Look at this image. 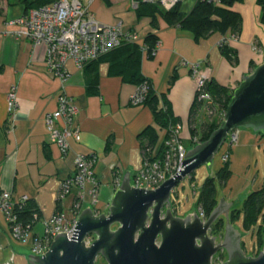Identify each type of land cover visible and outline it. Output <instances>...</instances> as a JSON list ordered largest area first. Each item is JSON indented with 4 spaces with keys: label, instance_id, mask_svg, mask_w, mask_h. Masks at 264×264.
Returning a JSON list of instances; mask_svg holds the SVG:
<instances>
[{
    "label": "crops",
    "instance_id": "crops-1",
    "mask_svg": "<svg viewBox=\"0 0 264 264\" xmlns=\"http://www.w3.org/2000/svg\"><path fill=\"white\" fill-rule=\"evenodd\" d=\"M84 2L102 24L121 26L126 33H136L141 39L139 45H143L149 34L158 36L153 57L143 54L141 74L152 83L157 96L164 97L170 104L174 118L183 128L181 135L186 148L192 146L190 116L196 100V82L183 62L201 63L202 71L207 72L211 80L233 92L251 74V65L257 67L264 63V58L254 51L258 48L264 52V26L257 0H243L233 8L243 18L240 38L234 40L231 34H214L199 42L193 33L170 27L160 17L155 27L150 17L139 16V8H133L132 0ZM197 2L185 0L181 11L189 13ZM45 3L50 2H0V201L4 193H10L14 203L23 197L35 203L41 219L32 235L40 237L44 236L47 222L58 210L72 219L77 190L62 201L59 194L63 182L74 173L78 155L98 157L94 174L99 183V203L95 209L103 214L108 212L127 172L132 182L143 167L144 147L139 136L149 127L156 128L160 136L157 147L165 136L155 125L149 107L131 104L138 87L113 75L109 59L98 66V93L89 95L85 71H79L73 61L67 62L69 79L64 84L47 70L44 46L33 47L30 41L15 37L20 28L10 22ZM223 40L238 52L237 66H232L222 54L219 44ZM12 87H17L18 108L10 116L8 103ZM63 93L72 98L79 109L74 127L81 135L80 142L69 141L71 150L67 156H63L52 142L45 123L47 114L57 112ZM159 107H163L162 101ZM200 108L195 111L202 115ZM200 119H197L196 129ZM221 167L215 169L219 171ZM229 169L231 178L218 189L220 199L232 203L231 212L239 193L249 189L253 192L264 186V135L242 129L231 153ZM210 176L212 174L205 171L201 177H195L202 186ZM30 245V242L23 244L13 237L0 211V264H29Z\"/></svg>",
    "mask_w": 264,
    "mask_h": 264
},
{
    "label": "built area",
    "instance_id": "built-area-1",
    "mask_svg": "<svg viewBox=\"0 0 264 264\" xmlns=\"http://www.w3.org/2000/svg\"><path fill=\"white\" fill-rule=\"evenodd\" d=\"M206 1L214 2L216 5L220 4V0ZM184 2L185 0H132L131 3L134 9H138L141 5H152L171 11ZM10 25H18L20 28L15 33V37L30 41L33 47L44 46L46 48L45 66L64 84L69 79L66 70L68 61H73L78 70L83 72L87 64L110 54L125 44H140L141 42L136 33H126L121 26H107L99 22L84 0H52V3L35 8L28 15L10 22ZM233 39L238 38L233 36ZM226 42L223 40L219 45L222 46ZM141 46L147 52L145 45ZM254 51L264 58V52L261 49L254 48ZM183 66L190 68L195 79L198 103L202 104L207 111L210 110L213 116L217 113L222 115L223 112L225 115L226 112L215 104L212 95L206 90L211 78L207 72L202 71L201 63L183 62ZM147 92V84L138 88L131 104L142 105ZM17 108V87H12L8 103L9 115H13ZM78 113L79 109L73 99L63 93L59 97L57 112L45 116V123L52 142L57 145L63 156H67L71 150L69 143L71 139L76 142L81 141L80 132L74 127ZM182 129L180 124L170 129L171 134L164 142L161 154H159L160 146L151 147L147 144L143 149V167L132 181L135 188L156 190L166 180L180 173L189 151L182 139ZM239 132L240 130L232 132L223 146L221 158L223 164L230 162L232 150L239 140ZM189 140L193 147L201 144L199 136H190ZM97 161L98 157L95 154L77 156L74 173L63 182L59 194L62 201L77 190L76 201L71 210L72 219H69L64 211L58 210L47 222L43 237L33 236L32 232L25 231L15 214L16 207L26 203L29 199L23 197L14 203L10 193L2 195L0 211L4 213L13 237L23 244L30 242L32 255H45L59 234L66 233L71 237L86 207H91L97 215H100L95 209L99 203V183L94 174ZM198 213L206 222L207 217L204 211L200 209ZM93 240V238L89 239L87 244L91 245Z\"/></svg>",
    "mask_w": 264,
    "mask_h": 264
},
{
    "label": "water",
    "instance_id": "water-1",
    "mask_svg": "<svg viewBox=\"0 0 264 264\" xmlns=\"http://www.w3.org/2000/svg\"><path fill=\"white\" fill-rule=\"evenodd\" d=\"M240 129L264 135V63L235 90L209 140L187 152L178 175L147 190L135 188L127 172L107 213L85 208L73 235H57L45 255L29 256V264H96L99 257L107 264H213L221 251L228 254L223 264H264V248L257 257L245 255L242 234L229 219L232 203L221 199L206 222L198 213L180 218L172 210V193L200 168H212L229 135ZM224 217L226 230L218 242L211 229Z\"/></svg>",
    "mask_w": 264,
    "mask_h": 264
},
{
    "label": "trees",
    "instance_id": "trees-1",
    "mask_svg": "<svg viewBox=\"0 0 264 264\" xmlns=\"http://www.w3.org/2000/svg\"><path fill=\"white\" fill-rule=\"evenodd\" d=\"M7 0H0V2ZM39 2H52V0H39ZM243 0H220V4L216 5L214 2L206 0H198L192 10L185 14L181 11V5H178L171 11H166L158 6L141 5L138 9L139 16H147L153 20V25L156 27L158 17L162 18L170 27H177L185 31L193 33L197 42L208 39L214 34H221L223 36L231 34L236 38H240L243 31V18L233 10L236 4L242 3ZM45 3L44 5L50 4ZM261 8V23L264 26V0H257ZM43 5V6H44ZM159 43V38L155 34H149L143 45L147 52L139 44H125L119 49L110 54L93 61L85 66V76L87 83V92L89 95H96L99 91V74L98 66L104 59H109L111 62V73L115 76L122 77L124 81L136 85L141 88L148 85V92L142 105L149 107L155 119V125L165 132V136L160 143V152L164 148V142L169 138L170 129L176 127L177 119L174 118L172 108L168 101L161 97L159 98L152 86V83L141 74V63L143 54H147L150 58L156 52ZM222 54L232 64L237 66L239 64L238 52L231 48L226 42L220 46ZM252 69L256 67L251 65ZM175 81L172 79L171 84ZM207 92L212 95L215 104L223 111L232 101L234 92L226 87L219 85L216 81L211 80L206 88ZM160 101L163 102V107L160 106ZM201 107V104L195 100L193 110L190 116L191 133L193 137L201 135V142L209 140L210 136L216 131L222 121H213L212 123L203 122L199 131L195 128L197 123L198 111L195 108ZM141 145L145 148L148 145L155 147L159 144L160 136L156 128H147L140 136ZM193 148V146H192ZM191 147L188 149H192ZM232 173L229 169V162L223 164L221 169L217 172L215 177H208L201 186L197 207L202 209L207 219L214 212L219 204L218 200V184L223 187L231 178ZM191 180H195V173L191 176ZM218 183V184H217ZM264 212V186L261 189L251 192L244 201L241 209H232L230 212V222L234 225L243 216V229L249 231L255 227L259 218ZM15 214L19 222L27 232H32L35 225L41 219L40 209L35 203L29 200L15 209ZM226 227V219H219L211 229L212 236H223ZM258 243L260 249L264 246V232L258 235ZM244 250V248H243Z\"/></svg>",
    "mask_w": 264,
    "mask_h": 264
},
{
    "label": "rangeland",
    "instance_id": "rangeland-1",
    "mask_svg": "<svg viewBox=\"0 0 264 264\" xmlns=\"http://www.w3.org/2000/svg\"><path fill=\"white\" fill-rule=\"evenodd\" d=\"M257 47H260L259 43L256 44ZM258 67V66H257ZM256 67V68H257ZM255 68V69H256ZM252 69L251 73L255 70ZM197 100V98H196ZM201 113H198L197 119L199 120V117L201 118L197 125V130L201 128L202 122H209L212 123L213 121L223 122V119L225 117L224 112L222 115L217 113V115H211L210 110H206L204 106L201 104ZM200 125V127H199ZM196 127V126H195ZM242 129H240L241 131ZM199 138H201V135L199 134ZM202 143V142H201ZM192 145V144H191ZM195 146V145H194ZM190 147H187L189 149ZM192 148V146H191ZM223 150L221 149L219 155L215 159V165L212 168L209 167H202L199 170H197V174L195 173V176L198 175V177H201L202 174L205 171H208L209 174H212L210 177H215L218 169L216 170V166H222V152ZM191 176L187 178L173 193L171 196V202H172V210L173 213L176 217L180 218H186L189 215H193L194 213H198L200 209L196 206L197 205V200L200 192V186H201V181H199V178L197 179L195 177V180H191ZM218 184V183H217ZM217 187H221L219 184ZM259 189V188H258ZM257 188L254 189V191L258 190ZM218 198L219 197V191L218 189ZM252 190H244L243 192L239 193L237 195V199L235 200V206L234 208L236 209H241L243 207L244 201L246 200L247 196ZM218 199V200H219ZM223 199V198H221ZM221 199L219 201H221ZM224 200V199H223ZM199 214V213H198ZM225 218V217H224ZM235 228H237L241 234H242V243H243V248L246 256H251V257H257L263 250L264 246L262 249H260L259 243H258V235L260 232H264V212L263 215L259 218L258 223L255 227L250 229L249 231H245L243 229V216H241V219L234 224ZM117 229V227L115 228ZM212 236V235H211ZM218 238V242L223 241V236L218 235L216 236ZM228 261V254L226 251H221L219 252L213 259V264H223ZM96 264H107L105 260L101 257H99L96 261Z\"/></svg>",
    "mask_w": 264,
    "mask_h": 264
},
{
    "label": "flooded vegetation",
    "instance_id": "flooded-vegetation-1",
    "mask_svg": "<svg viewBox=\"0 0 264 264\" xmlns=\"http://www.w3.org/2000/svg\"><path fill=\"white\" fill-rule=\"evenodd\" d=\"M225 230H226V227H225ZM224 234H225V231H224V233H223V237H224Z\"/></svg>",
    "mask_w": 264,
    "mask_h": 264
}]
</instances>
